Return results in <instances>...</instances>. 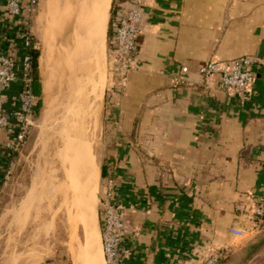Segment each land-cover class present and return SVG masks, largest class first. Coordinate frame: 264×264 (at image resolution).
Here are the masks:
<instances>
[{"label":"crops","instance_id":"0c3cea01","mask_svg":"<svg viewBox=\"0 0 264 264\" xmlns=\"http://www.w3.org/2000/svg\"><path fill=\"white\" fill-rule=\"evenodd\" d=\"M99 1L83 0L84 9L73 1L79 17L70 29L76 21L90 27ZM43 2L35 34L44 44ZM6 3L0 0V55L14 53ZM140 29L130 74L124 82L110 77L103 96L106 171L127 209L120 264H202L220 251L231 264L230 253L246 251L232 247L231 231H244L252 208L264 204V0H146ZM107 50L111 62L116 53ZM240 57L261 61L251 89L225 91L218 74L204 84L206 62ZM20 91L18 82L0 94L16 128ZM81 96L70 106L76 115ZM8 162L2 152L0 183Z\"/></svg>","mask_w":264,"mask_h":264},{"label":"rangeland","instance_id":"374dc122","mask_svg":"<svg viewBox=\"0 0 264 264\" xmlns=\"http://www.w3.org/2000/svg\"><path fill=\"white\" fill-rule=\"evenodd\" d=\"M73 1L77 0H47L46 3L43 2L47 5V12L42 7L41 21L44 23V29L41 36L49 43V59L51 46L54 65L50 74L49 61L48 69H46L47 77H43L40 58L43 53L45 54L46 49L41 41L38 42L40 51L38 70L43 87L41 96L43 105L36 119L29 126L20 150L14 153L7 165L6 185L0 198V264H73L68 247L72 231L69 215L75 212L71 206L73 199L79 217L82 219V222L78 223V229L76 228L77 239L79 238L81 243H86L89 263L90 250L87 233L92 229L95 232H90L95 243L93 248L95 262L93 263L102 264L103 256L100 247L102 239H100V243L98 227L94 226L92 219L96 221L94 218L96 217L95 209H97V213L100 210V199L109 175L106 171L107 164L104 158L103 101L98 128L90 129L89 121L85 120V123L88 124V132L84 139L89 147V157L84 159V166L89 169L96 161L100 169V180L91 190V181L88 176L78 173L80 170L78 159L80 158L74 156V143L65 139L69 133V138H73L74 141L76 135L74 132H77L75 119L78 117L79 120V115L78 113L74 114L71 108L67 109L65 106L68 94L64 93L67 91H63L62 94L63 84L58 81L59 77L63 76L61 68L57 65L59 45H66L65 41L72 33L70 21L64 20L67 12L61 10L62 8L66 10L73 4ZM82 1L79 0L80 9L83 5ZM82 9L84 8L82 7ZM108 46V37H106V53L102 64L98 69L93 65L91 66L93 68L89 69V72H92L97 79L98 85H102L103 96H105L104 91L106 92L112 74L111 52L107 53L109 52ZM50 75L54 78L51 109L44 104L43 83L45 80L50 81ZM74 110L76 111V107ZM71 156L75 165L74 168L67 170V166L70 165L68 157ZM65 171L70 176L69 182L72 191L65 179ZM77 194L81 196L80 199H77ZM256 209V206L252 208L253 212L250 213L248 222H246L244 235L234 239L232 246L233 248L242 246L246 248V251L243 254L230 253L231 264H264V218L255 213ZM225 259L222 258L218 264H223Z\"/></svg>","mask_w":264,"mask_h":264},{"label":"built area","instance_id":"2783aa9c","mask_svg":"<svg viewBox=\"0 0 264 264\" xmlns=\"http://www.w3.org/2000/svg\"><path fill=\"white\" fill-rule=\"evenodd\" d=\"M42 0H7L5 5L8 22L7 41L13 47L14 53L0 55V94L11 90L13 85L20 82V112L16 117L18 127L12 122V115L3 113L0 104V156L3 152L10 162L14 153L20 150L29 126L38 115L39 98L33 89L34 55L38 51L35 28L40 13ZM146 0H125L112 24V33L108 36L110 48L116 55L110 62L111 79L126 81L131 71L132 58L138 49V39L141 33L140 24ZM6 29V30H7ZM8 31V30H7ZM261 61L254 57H240L232 62L212 59L200 69V75L206 86L211 84L212 76L220 75V87L225 91L244 92L251 89L255 70ZM3 133L8 135L2 140ZM8 162V164H9ZM7 164V165H8ZM111 172V171H110ZM107 185L100 199V220L102 226V245L106 264H120L124 256L125 231L123 214L127 210L123 199L117 191L114 178L109 174ZM7 180V168L4 180L0 183V198ZM256 214L264 218V204L256 205ZM233 235L241 237L243 230H232ZM224 258L220 252L212 253L202 264H218Z\"/></svg>","mask_w":264,"mask_h":264},{"label":"bare ground","instance_id":"6f19581e","mask_svg":"<svg viewBox=\"0 0 264 264\" xmlns=\"http://www.w3.org/2000/svg\"><path fill=\"white\" fill-rule=\"evenodd\" d=\"M111 3H112V0H100L99 1V5L96 7V13L94 14L93 17H89V18H93L92 19L93 23L90 27L89 25H85V24H84L85 25L84 27V25L82 26L79 24L80 21H78L79 23H77L76 21L75 26L72 29V33L68 36V38L65 41L66 45H59L60 48L58 50V55H57V58H59L57 59V64L61 68L60 69L61 73H63L62 74L63 76L59 77V83L63 84L62 94H63V91H65L64 85H66L65 83L69 80L70 66L79 59L78 65L76 67L77 68L76 74L70 79L67 85L68 86L67 88H69L70 91L67 95L68 100L65 106H67V109H69L70 106L73 105V102L78 99L79 95L82 94L81 106H82L83 111L82 113H78L79 120H78V117H76L75 119V123H76L75 130L78 132V134L74 136L75 143L73 144V149H74V156L80 158L78 159V164H80V170L78 173L84 176H88V178L91 181L90 182L91 190L93 187H95L98 184V181L100 180V172H99L100 169L97 166L96 161H94L92 167H90L89 169L84 166V162H83L84 159H87L89 157L88 156L89 147L84 139V137L87 135V132H88L87 131L88 124L85 123V120L89 121V124L91 126L90 129L98 128V119L100 121V117H101L100 114L102 110L103 90H102V85L100 84L98 85L97 79L95 78L92 72H89V69L91 68L92 65L94 68L98 69V67H100V65L102 64L103 57L106 53V36H107L108 22L110 18ZM74 5L72 4L70 7H68L69 11L65 15V19H64L65 21L67 19V21H70V23H71L72 18L76 20L78 16L77 15L78 8H75ZM87 8L88 9L86 11L87 12L86 14H88V12H91V9L89 8V6ZM83 14H85V12ZM92 26H93V29L91 31L90 28ZM96 44H98L99 46L97 45L93 53V49ZM48 45L49 43L47 42L46 39H44V46H45L46 51L44 50L45 54L43 53V55L40 58V69L42 71V76L45 78L47 77V73H48V72L46 73V69H48L49 61H50V74L52 71L51 68L54 65L52 63V60H54V55L52 54L53 51L50 46V59H49V46ZM98 59H100L101 61H99ZM97 77L99 78V75ZM53 79H54L53 76L50 75V81L49 80L43 81L44 83V104L47 108H50V104L53 100V84H54ZM59 93L61 92L59 91ZM70 96H71V100H70ZM75 113L76 112L74 111V114ZM86 117H88V119H86ZM79 135L81 136L79 137ZM69 137L70 135L68 133L65 139L73 143V138L70 139ZM68 148H70V146H68ZM65 155L67 156V154ZM68 158L70 160V161L68 160L70 165L67 166V170H69L68 168H71V169L74 168V165H75V161L72 158V156ZM65 173H66L65 179L68 181V186L70 187V190H71L72 186L69 182L70 176L68 172L65 171ZM90 192H94V191H90ZM80 198L81 196L77 194V199H80ZM74 204L75 203L73 199L72 205L71 204L70 205L73 207L75 212L70 213L69 215V223L71 222V225H72V231H71V236H70L71 241L69 242V246H68L69 253L72 258L73 264H87L88 261H87V250L85 246L86 243L85 244L81 243V241L78 240L79 238L77 239L78 236L76 234V228L78 226V223L82 222V219L79 217V214H78L79 212L76 210ZM95 211H96V217L94 218L96 221H94V219H92V221H93L94 226L96 225L98 227L99 237H100L99 241L101 243V240H100L101 231H100L99 222H98L97 209H95ZM90 232L95 233L92 229H90V231L87 233L88 234L87 241L89 244L88 248L90 250L89 252L90 261L88 264H94L93 262H95V257H94L93 248L95 246V243H94V239L92 238ZM100 247H101V252L103 256L102 264H106V260L103 254L101 244H100Z\"/></svg>","mask_w":264,"mask_h":264},{"label":"trees","instance_id":"16d2710c","mask_svg":"<svg viewBox=\"0 0 264 264\" xmlns=\"http://www.w3.org/2000/svg\"><path fill=\"white\" fill-rule=\"evenodd\" d=\"M125 0H114L113 2V10H112V19L110 22V26H109V31H108V36L111 35L112 33V24L114 22L115 16L119 13L121 6L124 4ZM110 48V46H109ZM32 54L34 55V83H33V89H34V93L35 95L39 98L38 101V113L43 105V101H42V85L40 82V77H39V57H40V51H33ZM105 174V172L103 173V175Z\"/></svg>","mask_w":264,"mask_h":264},{"label":"water","instance_id":"95a60500","mask_svg":"<svg viewBox=\"0 0 264 264\" xmlns=\"http://www.w3.org/2000/svg\"><path fill=\"white\" fill-rule=\"evenodd\" d=\"M112 10H113V0H112V3H111V8H110V18H109V22H108V31H109V26H110V22H111V19H112ZM108 31H107V36H108ZM106 36V37H107ZM98 222H99V227H100V231H101V239H102V226H101V220H100V212L98 211ZM103 244V243H102ZM103 246V245H102Z\"/></svg>","mask_w":264,"mask_h":264}]
</instances>
